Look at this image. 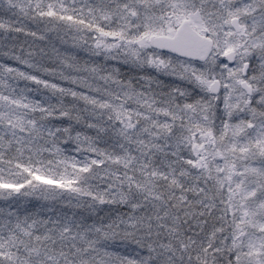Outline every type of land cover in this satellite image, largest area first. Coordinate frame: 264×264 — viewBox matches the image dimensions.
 Segmentation results:
<instances>
[{
  "label": "snow or ice",
  "instance_id": "1",
  "mask_svg": "<svg viewBox=\"0 0 264 264\" xmlns=\"http://www.w3.org/2000/svg\"><path fill=\"white\" fill-rule=\"evenodd\" d=\"M0 264H264V0H0Z\"/></svg>",
  "mask_w": 264,
  "mask_h": 264
}]
</instances>
